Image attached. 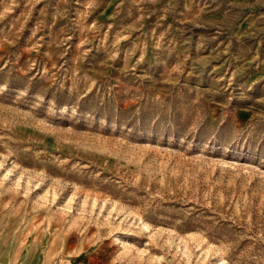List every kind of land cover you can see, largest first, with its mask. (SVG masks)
<instances>
[{
	"label": "rangeland",
	"instance_id": "obj_1",
	"mask_svg": "<svg viewBox=\"0 0 264 264\" xmlns=\"http://www.w3.org/2000/svg\"><path fill=\"white\" fill-rule=\"evenodd\" d=\"M0 0V264H264V0Z\"/></svg>",
	"mask_w": 264,
	"mask_h": 264
},
{
	"label": "crops",
	"instance_id": "obj_2",
	"mask_svg": "<svg viewBox=\"0 0 264 264\" xmlns=\"http://www.w3.org/2000/svg\"><path fill=\"white\" fill-rule=\"evenodd\" d=\"M239 1H241V0H229L228 2L232 4V3H238ZM239 3H242V1Z\"/></svg>",
	"mask_w": 264,
	"mask_h": 264
}]
</instances>
